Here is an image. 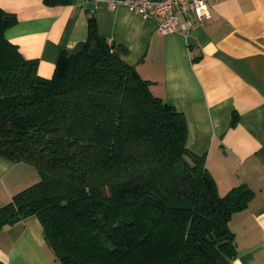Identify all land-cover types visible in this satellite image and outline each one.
<instances>
[{
  "label": "trees",
  "instance_id": "obj_1",
  "mask_svg": "<svg viewBox=\"0 0 264 264\" xmlns=\"http://www.w3.org/2000/svg\"><path fill=\"white\" fill-rule=\"evenodd\" d=\"M15 22L0 8V156L32 164L39 179L0 206V227L36 216L62 264H229V222L252 191L218 192L184 114L93 17L49 77L5 38Z\"/></svg>",
  "mask_w": 264,
  "mask_h": 264
},
{
  "label": "crops",
  "instance_id": "obj_2",
  "mask_svg": "<svg viewBox=\"0 0 264 264\" xmlns=\"http://www.w3.org/2000/svg\"><path fill=\"white\" fill-rule=\"evenodd\" d=\"M87 1L0 0L16 17L4 36L49 77L60 53L85 40L93 17L152 92L184 114L189 146L204 156L218 192L241 184L252 191L229 222L236 243L229 264H264V0H208L211 17L187 33H160V17L120 2L95 0L87 9ZM38 179L32 164L0 156V206ZM0 264L62 263L30 215L0 227Z\"/></svg>",
  "mask_w": 264,
  "mask_h": 264
},
{
  "label": "built area",
  "instance_id": "obj_3",
  "mask_svg": "<svg viewBox=\"0 0 264 264\" xmlns=\"http://www.w3.org/2000/svg\"><path fill=\"white\" fill-rule=\"evenodd\" d=\"M120 2L142 15L161 18L157 25L160 33H187L195 20L206 21L211 17L208 0H106Z\"/></svg>",
  "mask_w": 264,
  "mask_h": 264
},
{
  "label": "water",
  "instance_id": "obj_4",
  "mask_svg": "<svg viewBox=\"0 0 264 264\" xmlns=\"http://www.w3.org/2000/svg\"><path fill=\"white\" fill-rule=\"evenodd\" d=\"M95 0H88L86 3V8L87 9H92L94 7Z\"/></svg>",
  "mask_w": 264,
  "mask_h": 264
}]
</instances>
